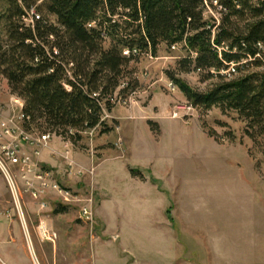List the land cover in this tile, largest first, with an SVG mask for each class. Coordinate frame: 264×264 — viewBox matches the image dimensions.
<instances>
[{
  "label": "rangeland",
  "instance_id": "374dc122",
  "mask_svg": "<svg viewBox=\"0 0 264 264\" xmlns=\"http://www.w3.org/2000/svg\"><path fill=\"white\" fill-rule=\"evenodd\" d=\"M7 7L0 0V18ZM205 15L219 18L213 8ZM186 55L181 45L162 44L155 56L131 61L125 79L136 88L103 111L109 131L101 125L75 141L50 134L39 161L60 189L34 198L20 166L2 152L9 139L0 137V159L15 186L0 169L1 232L17 227L24 236L29 223L48 216L57 226L119 233L112 243L127 245L143 264H264V142L254 145L236 112L193 107L177 86L169 88L171 75L199 92L221 81L182 71ZM15 97L0 75V114L22 127ZM20 150L32 152L24 142ZM82 206L91 207V220L78 218Z\"/></svg>",
  "mask_w": 264,
  "mask_h": 264
},
{
  "label": "trees",
  "instance_id": "16d2710c",
  "mask_svg": "<svg viewBox=\"0 0 264 264\" xmlns=\"http://www.w3.org/2000/svg\"><path fill=\"white\" fill-rule=\"evenodd\" d=\"M6 2L0 75L10 93L23 100L26 131L34 128L69 141L101 125L102 133L109 131L103 111L136 88L135 80L125 79L129 63L155 56L164 44L185 49L182 71L221 80L199 92L171 75L190 105L234 111L254 145L264 142V0H219L226 9L213 39L220 57L211 42L214 24L207 28L202 17V0ZM32 9L39 18L26 22ZM231 62L238 64L235 75L218 74Z\"/></svg>",
  "mask_w": 264,
  "mask_h": 264
},
{
  "label": "crops",
  "instance_id": "0c3cea01",
  "mask_svg": "<svg viewBox=\"0 0 264 264\" xmlns=\"http://www.w3.org/2000/svg\"><path fill=\"white\" fill-rule=\"evenodd\" d=\"M39 218L24 228V236L17 227L16 232L0 230L1 264H143L127 245L112 243L119 233L110 229L93 230L78 223L57 226L48 216ZM67 218L75 220L77 215ZM17 241L20 249L11 246Z\"/></svg>",
  "mask_w": 264,
  "mask_h": 264
},
{
  "label": "built area",
  "instance_id": "2783aa9c",
  "mask_svg": "<svg viewBox=\"0 0 264 264\" xmlns=\"http://www.w3.org/2000/svg\"><path fill=\"white\" fill-rule=\"evenodd\" d=\"M215 9L217 11V15L219 18L217 19L215 16L214 18H211L209 20L205 15V10L208 9ZM201 10H202V17L204 20H206L209 25L207 28H211V25L214 24V27L211 28L212 36H211V42L213 47H216L213 44L214 34H215V28L219 25L222 15L226 12V9L222 7V5L219 3V0H202L201 4ZM30 14V15H29ZM27 13V15L30 17V21L32 22L35 19L39 18V15L35 13V11L32 9L30 10V13ZM179 45H172L171 48L175 49ZM218 50L219 57L221 56L220 47H216ZM135 53V51H133ZM124 54H128V51L125 50ZM194 55V53H192ZM237 63H229L227 64V67L225 69H220L218 71V74L225 75L228 77H232L237 73ZM211 73L216 74L214 69L210 70ZM176 85L173 82L169 83V88L171 90H174ZM17 105L18 109L20 110V118L22 120V106L23 103L19 97H15L12 99ZM0 137H6L9 139L8 142L2 144L1 149L2 152L5 154V158L8 160V162L11 165H19L22 170V178L28 185L29 190H31V194L34 198H37L38 195H41L44 193V191L47 188H57L58 186L56 184L52 183L51 180V171L43 169L40 165L39 156H40V149L45 147L47 145V141L50 137L49 133H41L37 137H33L31 134H29L27 131H25L19 124H17L14 120L3 118L0 114ZM26 143L32 148L31 154L21 153L20 150V143ZM1 161L2 166L4 167V170L7 171L9 176L11 175L7 163ZM1 166V167H2ZM7 182L10 183V179L6 177ZM12 189V187H11ZM60 189V188H57ZM44 205V204H43ZM79 219L81 220H91L92 219V209L90 206H82L79 210Z\"/></svg>",
  "mask_w": 264,
  "mask_h": 264
},
{
  "label": "bare ground",
  "instance_id": "6f19581e",
  "mask_svg": "<svg viewBox=\"0 0 264 264\" xmlns=\"http://www.w3.org/2000/svg\"><path fill=\"white\" fill-rule=\"evenodd\" d=\"M2 164H1V161H0V169L3 171V173L5 174V177H8V179H10V183H11V187H12V191L13 190H15V186H14V183H13V179H12V177H11V175L9 176V174L7 173V171H5L4 170V167L2 166ZM15 192V191H14ZM15 198H17L16 196H15Z\"/></svg>",
  "mask_w": 264,
  "mask_h": 264
}]
</instances>
